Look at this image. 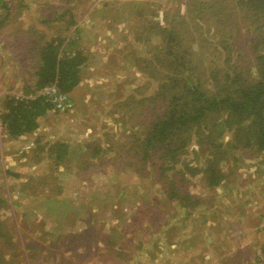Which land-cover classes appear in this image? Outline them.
<instances>
[{"label":"rangeland","instance_id":"374dc122","mask_svg":"<svg viewBox=\"0 0 264 264\" xmlns=\"http://www.w3.org/2000/svg\"><path fill=\"white\" fill-rule=\"evenodd\" d=\"M144 1L5 0L10 10L0 9V115L5 95L26 96L35 42L75 41L73 50L86 57L72 111L50 109L37 129L16 139L1 136L0 118V264H264L262 154L221 163L224 178L210 189L201 173H190L202 167L191 143L170 182L208 203L185 208L166 196L155 156L142 170L126 157L132 135L151 118L147 100L157 87L135 68L159 42L141 26L168 25L175 8L184 10V0ZM221 2L228 5L218 18L205 11L203 21L187 16L182 26L200 65L210 43L202 35L220 36L219 18L232 19L222 26L229 37L235 23L242 26L241 13L230 9L235 0ZM56 143L67 150L61 162ZM95 147L109 149L92 167L87 158ZM119 247L128 260L125 251L113 254Z\"/></svg>","mask_w":264,"mask_h":264},{"label":"trees","instance_id":"16d2710c","mask_svg":"<svg viewBox=\"0 0 264 264\" xmlns=\"http://www.w3.org/2000/svg\"><path fill=\"white\" fill-rule=\"evenodd\" d=\"M142 3L149 4L147 0ZM183 4L182 12L179 8L174 9L168 25L150 21L148 26H141L143 31L149 27V32L145 31L147 36L157 35L159 42L149 57L135 59V68L149 82L156 80L157 87L147 100L151 118L140 132L132 135L126 157H133L139 162L135 170H142V163L155 156L158 160L156 170L163 180L166 196L185 208L187 202L196 203V206L208 203L207 199L201 200L178 190L170 182V170L181 161L191 143L197 147L202 167H193L190 173H201V183L210 189L224 178L221 163L238 164L241 159L252 158L251 153L264 157V0H235L230 9L241 13L242 26L235 23L233 36L225 35L222 27L232 24L227 15L218 19L221 39L220 36L209 39V35L200 33L210 42L206 47V62L203 60L202 65L194 58L182 26L187 16L198 15V23L203 21L201 14L205 11L218 18L219 14L225 13L228 4H222L221 0H184ZM0 6V9L10 10L5 0H0ZM229 6H232L230 2ZM235 7L238 9L234 10ZM181 14L184 18L179 21ZM63 15L56 18L61 19ZM69 43L64 45L57 37L39 47L35 42L32 47L35 55L30 58L32 71L29 78L26 76L22 89L26 96L8 94L3 100L2 137L16 139L38 128V118L52 108L46 96L38 93L43 87L55 84L59 91L70 97L82 81L86 57L83 51L73 50L75 41ZM247 49L250 54L246 53ZM53 146L59 151L55 157L59 162L63 161L67 150L56 143L52 145L54 151ZM83 149H88L87 145ZM108 149L93 148L87 164L95 167L105 162ZM115 250L113 254L117 253V256L125 251L128 260L129 252L123 247Z\"/></svg>","mask_w":264,"mask_h":264},{"label":"built area","instance_id":"2783aa9c","mask_svg":"<svg viewBox=\"0 0 264 264\" xmlns=\"http://www.w3.org/2000/svg\"><path fill=\"white\" fill-rule=\"evenodd\" d=\"M39 93L46 96L52 104V109L58 113H68L73 109V102L69 95L59 91L55 84L43 87ZM23 136V135H22Z\"/></svg>","mask_w":264,"mask_h":264},{"label":"clouds","instance_id":"9594fccd","mask_svg":"<svg viewBox=\"0 0 264 264\" xmlns=\"http://www.w3.org/2000/svg\"><path fill=\"white\" fill-rule=\"evenodd\" d=\"M39 93V92H38ZM52 109V108H51ZM53 110V109H52ZM54 111V110H53ZM56 112V111H55Z\"/></svg>","mask_w":264,"mask_h":264},{"label":"crops","instance_id":"0c3cea01","mask_svg":"<svg viewBox=\"0 0 264 264\" xmlns=\"http://www.w3.org/2000/svg\"><path fill=\"white\" fill-rule=\"evenodd\" d=\"M22 137V136H21ZM24 137V136H23Z\"/></svg>","mask_w":264,"mask_h":264}]
</instances>
